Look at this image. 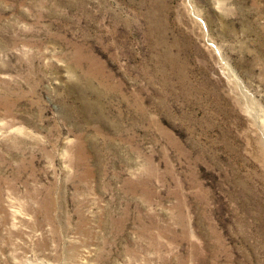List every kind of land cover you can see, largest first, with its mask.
Wrapping results in <instances>:
<instances>
[{
	"label": "rangeland",
	"instance_id": "1",
	"mask_svg": "<svg viewBox=\"0 0 264 264\" xmlns=\"http://www.w3.org/2000/svg\"><path fill=\"white\" fill-rule=\"evenodd\" d=\"M0 264H264V0H0Z\"/></svg>",
	"mask_w": 264,
	"mask_h": 264
}]
</instances>
